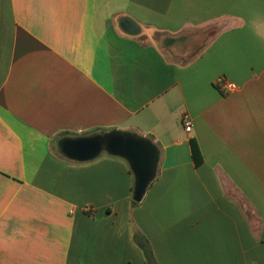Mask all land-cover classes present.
<instances>
[{"label":"crops","instance_id":"0c3cea01","mask_svg":"<svg viewBox=\"0 0 264 264\" xmlns=\"http://www.w3.org/2000/svg\"><path fill=\"white\" fill-rule=\"evenodd\" d=\"M114 128L159 146L136 204L126 160L57 150ZM135 231L158 264H264V0H0V264H146Z\"/></svg>","mask_w":264,"mask_h":264},{"label":"water","instance_id":"95a60500","mask_svg":"<svg viewBox=\"0 0 264 264\" xmlns=\"http://www.w3.org/2000/svg\"><path fill=\"white\" fill-rule=\"evenodd\" d=\"M120 27L132 35L140 32L138 24L129 17L121 18ZM57 150L63 157L77 162L91 161L102 153L123 158L133 175L132 199L137 203L143 200L158 172V144L134 130L114 128L62 136L57 141Z\"/></svg>","mask_w":264,"mask_h":264},{"label":"built area","instance_id":"2783aa9c","mask_svg":"<svg viewBox=\"0 0 264 264\" xmlns=\"http://www.w3.org/2000/svg\"><path fill=\"white\" fill-rule=\"evenodd\" d=\"M215 85L223 94H229L232 92H236L240 89L239 85L225 77H219L215 81ZM183 124L187 132H190L193 126V122L189 116L185 115L183 118ZM87 210H91L90 207Z\"/></svg>","mask_w":264,"mask_h":264},{"label":"trees","instance_id":"16d2710c","mask_svg":"<svg viewBox=\"0 0 264 264\" xmlns=\"http://www.w3.org/2000/svg\"><path fill=\"white\" fill-rule=\"evenodd\" d=\"M197 154H198V150L196 149V146H194L195 157L197 156ZM136 203L137 202L133 201V204H136ZM134 240L137 243V245L140 247V249L142 250L144 257H145L146 264H158L149 241L141 232L135 231Z\"/></svg>","mask_w":264,"mask_h":264},{"label":"rangeland","instance_id":"374dc122","mask_svg":"<svg viewBox=\"0 0 264 264\" xmlns=\"http://www.w3.org/2000/svg\"><path fill=\"white\" fill-rule=\"evenodd\" d=\"M142 31L143 33L146 32V28L145 27H142ZM199 32H196L195 34H198ZM164 34H161V33H156L155 34V40H157V42H161L163 38H165L163 36ZM203 41V38H200V40L197 42V46L201 44V42Z\"/></svg>","mask_w":264,"mask_h":264}]
</instances>
